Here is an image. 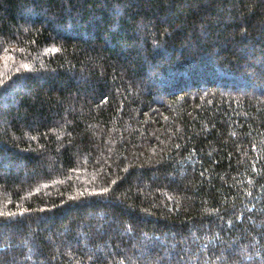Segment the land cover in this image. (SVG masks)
<instances>
[{"label": "trees", "instance_id": "obj_1", "mask_svg": "<svg viewBox=\"0 0 264 264\" xmlns=\"http://www.w3.org/2000/svg\"><path fill=\"white\" fill-rule=\"evenodd\" d=\"M0 264H264V0H0Z\"/></svg>", "mask_w": 264, "mask_h": 264}]
</instances>
